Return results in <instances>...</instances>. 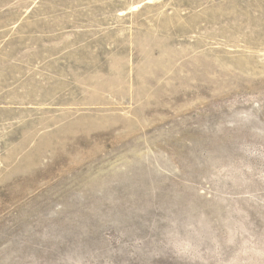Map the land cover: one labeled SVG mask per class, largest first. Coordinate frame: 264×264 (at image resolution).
<instances>
[{"label": "rangeland", "instance_id": "374dc122", "mask_svg": "<svg viewBox=\"0 0 264 264\" xmlns=\"http://www.w3.org/2000/svg\"><path fill=\"white\" fill-rule=\"evenodd\" d=\"M0 264H264V0H0Z\"/></svg>", "mask_w": 264, "mask_h": 264}]
</instances>
